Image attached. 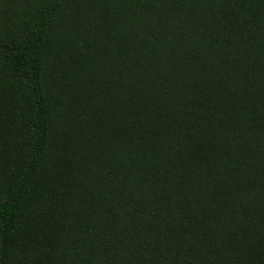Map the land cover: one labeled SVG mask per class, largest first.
<instances>
[{
	"label": "trees",
	"instance_id": "obj_1",
	"mask_svg": "<svg viewBox=\"0 0 264 264\" xmlns=\"http://www.w3.org/2000/svg\"><path fill=\"white\" fill-rule=\"evenodd\" d=\"M0 264H264V0H0Z\"/></svg>",
	"mask_w": 264,
	"mask_h": 264
}]
</instances>
